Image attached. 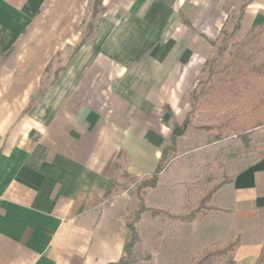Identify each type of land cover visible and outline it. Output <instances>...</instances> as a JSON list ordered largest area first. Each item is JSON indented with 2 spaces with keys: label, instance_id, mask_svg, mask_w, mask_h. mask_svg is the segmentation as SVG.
I'll list each match as a JSON object with an SVG mask.
<instances>
[{
  "label": "crops",
  "instance_id": "obj_1",
  "mask_svg": "<svg viewBox=\"0 0 264 264\" xmlns=\"http://www.w3.org/2000/svg\"><path fill=\"white\" fill-rule=\"evenodd\" d=\"M95 1L0 0V264H118L125 257L128 217L139 206L132 193L158 166L204 66L193 48L198 37L181 16L191 15L208 37L233 5L102 0L99 32L79 47ZM254 16L246 9L244 18ZM57 56L67 58L58 65ZM48 70L60 73L40 95ZM168 166L144 190L136 232L149 211L178 216L145 206ZM222 172L204 189L227 181L206 216L182 223L166 215L177 231L167 246L183 243L178 230L193 225L204 243L192 259L239 239L231 264H256L264 245V155L224 160ZM121 176L134 181L126 190ZM137 237L130 264H139ZM152 252L140 262L156 259Z\"/></svg>",
  "mask_w": 264,
  "mask_h": 264
},
{
  "label": "rangeland",
  "instance_id": "obj_2",
  "mask_svg": "<svg viewBox=\"0 0 264 264\" xmlns=\"http://www.w3.org/2000/svg\"><path fill=\"white\" fill-rule=\"evenodd\" d=\"M232 4L224 8L228 17L223 22V26L215 29L218 32L214 31L208 37L200 33V30L203 31V26L195 24L196 29L192 27L191 15L181 16V23L189 27L198 37H196L198 42L194 43L193 48L196 54L200 55L202 66L215 59L219 50L242 39L248 28L257 27L259 23H256L254 16L257 11L261 15V22H264V0H233ZM246 9L250 15L254 16L253 20L244 18ZM97 15L92 17L90 10V15L82 26L81 42L90 43L98 34ZM243 56L250 67L264 68V37L245 49ZM66 58L67 56H57L53 62L59 65ZM46 73L40 95L60 73V70H48ZM206 79L207 74L201 73L182 99L183 116L177 124L172 126L170 144L167 147L168 149L179 143V150L175 153L171 150L166 152L165 163L169 166L159 180L158 189L150 191L145 199V206L151 211L162 210L178 216L188 215L197 208L199 198L209 185L205 182L206 179L209 178L212 185L214 179L218 180L224 174L222 172L224 160L235 161L245 155H251L254 158L264 155V127L248 136L249 149H246L241 140L236 137L239 134L236 129L242 126L243 121H264V86L259 83L262 79L254 81L247 77L233 79L214 77L211 82L213 90L211 89L208 96V103L203 105L201 101L199 104H194L193 97L200 91ZM220 88L223 89L220 90ZM235 88H240L239 94L235 93ZM203 128L213 129L206 131ZM176 129L180 132L179 136L173 134ZM218 134H221L220 140L216 139ZM121 178L124 190L134 182L127 176H121ZM183 184H186L187 190L185 202L182 195ZM137 187L139 188L138 185ZM136 194V191L132 193L134 198L137 197ZM132 219L133 216L128 217L129 222ZM167 219L168 217L163 213L154 215L149 211L148 216L144 217L138 225L137 232L141 246L138 250L140 253H135L134 257L139 264H159L162 257L164 264H190L192 257L189 254L199 249V245H203L204 240L199 242L200 244L196 242V239L200 237L198 231L194 233L196 227L186 225L178 230V236L183 237L184 242L180 241L178 247L176 244L167 246V239L171 240L177 236V231L173 233L168 227L169 222L171 224L173 221L170 219L167 221ZM160 237H162L161 244H164L161 256H159L161 250H158ZM149 245L153 249H150ZM153 250L158 251L156 259L140 262L145 258L144 251L152 256ZM222 264H231V261L227 258Z\"/></svg>",
  "mask_w": 264,
  "mask_h": 264
},
{
  "label": "trees",
  "instance_id": "obj_3",
  "mask_svg": "<svg viewBox=\"0 0 264 264\" xmlns=\"http://www.w3.org/2000/svg\"><path fill=\"white\" fill-rule=\"evenodd\" d=\"M101 4L102 0H96L94 6L92 8V16L101 13ZM237 29V27H236ZM264 37V24L251 28L245 36L240 39L238 42L233 43L230 46H225L223 49L219 50L217 56L212 61L205 64L201 73L207 74L206 81L203 82L200 91L193 97L194 104H199L203 101V105L208 103V96L213 90L211 86V82L214 77H228L229 79L233 78H244L247 77L250 80H258L262 79V82H259L264 86V68H255L250 67L248 65L247 59L245 60L243 56V52L245 49L251 47L255 44L260 38ZM84 42H81L79 47L83 45ZM78 47V48H79ZM77 48V49H78ZM245 60V61H244ZM246 87V86H242ZM247 88V87H246ZM223 88H220V90ZM240 88H235V93L239 94ZM199 108L201 106H198ZM264 121L256 120L254 122H245L243 121L242 126H240L237 130L239 134L236 136L243 143L246 149H249V143L247 141L248 136L253 133L255 130L263 128ZM206 131H210L213 128H203ZM221 134L216 136L217 140H220ZM171 150L175 153L176 146L172 145L171 148H166L162 152L161 160L159 161L158 166L155 171L151 174L150 178L147 181L141 183L137 191L138 197V210L133 215V219L128 224V229L130 231V241L126 245L125 248V257H123L118 264H130V256L131 251L138 241L137 232L135 229V223L139 220L140 215L145 211L143 206V197L145 189H154L158 182L159 175L164 171L167 166L165 163L166 152ZM206 183H210L211 180L209 178L206 179ZM227 181H223L218 185H215L209 189H207L202 197L198 201L197 208L191 211L188 215H180V216H170V218L182 222L187 223L190 221L198 220L204 216H206L209 212L212 211V208L209 207V203L213 195L225 184ZM159 212H153V214H158ZM239 239H236L234 242L228 244L224 248H212V250L203 251L195 255L192 259L191 264H222L223 261L227 258H230L232 253L238 248ZM256 264H264V245L262 247L261 255Z\"/></svg>",
  "mask_w": 264,
  "mask_h": 264
},
{
  "label": "water",
  "instance_id": "obj_4",
  "mask_svg": "<svg viewBox=\"0 0 264 264\" xmlns=\"http://www.w3.org/2000/svg\"><path fill=\"white\" fill-rule=\"evenodd\" d=\"M175 136H179L180 135V132H179V130L178 129H176L175 131H174V133H173Z\"/></svg>",
  "mask_w": 264,
  "mask_h": 264
}]
</instances>
